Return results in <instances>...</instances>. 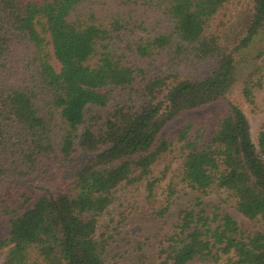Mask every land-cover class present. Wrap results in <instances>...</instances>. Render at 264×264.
<instances>
[{
    "label": "trees",
    "instance_id": "16d2710c",
    "mask_svg": "<svg viewBox=\"0 0 264 264\" xmlns=\"http://www.w3.org/2000/svg\"><path fill=\"white\" fill-rule=\"evenodd\" d=\"M230 2L0 0V178L39 172L52 185L53 176L70 173L65 190L41 187L30 206L25 197L4 208L10 219L0 264H109L112 235L100 217L119 188L145 180L151 196L168 170L154 176L153 167L174 148L180 161L168 197L175 183L201 195L215 189L242 216L264 223V120L255 143L243 110L229 102L207 137L197 120L161 135L182 112L225 98L236 81L238 59L264 27V0H252L228 48L216 19ZM136 22L143 33L129 28ZM211 59L201 76L181 69ZM155 64L164 68L149 73ZM263 74L257 67L243 81L247 103ZM108 106L100 124L86 122L87 108ZM49 154L64 164L59 173L49 175ZM194 260L264 264V228L245 235L219 205L208 210L196 200L178 210L151 264Z\"/></svg>",
    "mask_w": 264,
    "mask_h": 264
},
{
    "label": "rangeland",
    "instance_id": "374dc122",
    "mask_svg": "<svg viewBox=\"0 0 264 264\" xmlns=\"http://www.w3.org/2000/svg\"><path fill=\"white\" fill-rule=\"evenodd\" d=\"M251 4L252 0H231L217 16L216 22L220 24L216 27V31L225 47L231 48L241 36L250 16ZM167 25L165 23L159 30L164 31ZM129 28L134 29L137 34L143 33V30L138 26V22L134 26L130 25ZM214 61V59H211L197 66L185 65L181 69L192 77H198ZM237 66V79L225 98L196 110L182 112L164 127L161 135L174 134L187 120H197L204 123L207 129L205 136L207 137L216 117L223 113L229 102H232L237 104L246 115L250 124L252 140L256 143L258 130L264 120V74L262 76V86L253 89L254 104H249L244 100L241 90L243 81L253 73L255 68L262 67L264 72V27L254 41L243 51L242 56L238 59ZM163 68L164 66L160 64L147 66V70L151 74ZM121 99H123L122 93L116 94L111 104L119 102ZM110 107L87 108L85 112L86 122L100 124ZM81 129L82 127L79 128V131ZM179 161L177 148H174L153 167L152 175L154 176H160L166 165H168V170L165 176L155 184L151 196L147 195L145 180L138 184L136 188L122 187L117 190L114 203L100 217L101 223H108V233L112 235L109 239L110 248L107 255L109 264H151L156 258V251L162 236L175 223L178 210L184 206L193 205L196 200L206 205L208 210H211L214 205H219L223 211L230 213L237 221L245 235L253 234L264 228V223L259 218L248 219L238 213L230 203L223 202L224 194L215 189L201 195L181 183H175V191L168 197L167 185L171 179H175L174 175L177 173ZM43 162L51 168L49 175L55 172L59 173L64 165L58 156L53 154L46 155ZM77 162L78 159L73 164ZM7 173L6 176L0 178V238L5 236L9 229L10 215L3 214L5 207L18 208L25 197L29 198L28 207L41 192V187H49L52 192L57 193L65 190L70 181L68 170L63 173L60 172L59 175L56 174V177L53 176L52 185L47 184L45 178L40 176L39 172L23 176H10V171ZM64 175H67V177L64 178ZM164 206L168 207L167 210L163 214H159L158 210ZM2 259L3 252L0 251V262ZM190 264L212 263L194 260Z\"/></svg>",
    "mask_w": 264,
    "mask_h": 264
}]
</instances>
